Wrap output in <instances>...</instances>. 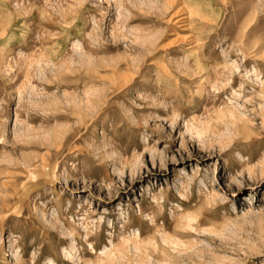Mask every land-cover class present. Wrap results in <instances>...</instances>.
<instances>
[{"label":"rangeland","instance_id":"1","mask_svg":"<svg viewBox=\"0 0 264 264\" xmlns=\"http://www.w3.org/2000/svg\"><path fill=\"white\" fill-rule=\"evenodd\" d=\"M0 264H264V0H0Z\"/></svg>","mask_w":264,"mask_h":264},{"label":"bare ground","instance_id":"2","mask_svg":"<svg viewBox=\"0 0 264 264\" xmlns=\"http://www.w3.org/2000/svg\"><path fill=\"white\" fill-rule=\"evenodd\" d=\"M173 3H174V2L172 1L171 4H173ZM124 243H125V242H124ZM122 247H123V246H120L119 249H118V251H121V250H122Z\"/></svg>","mask_w":264,"mask_h":264}]
</instances>
